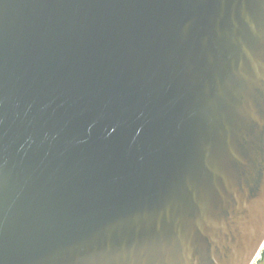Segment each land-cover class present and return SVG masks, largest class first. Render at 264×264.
<instances>
[{
	"label": "water",
	"instance_id": "95a60500",
	"mask_svg": "<svg viewBox=\"0 0 264 264\" xmlns=\"http://www.w3.org/2000/svg\"><path fill=\"white\" fill-rule=\"evenodd\" d=\"M263 244L264 0H0V264Z\"/></svg>",
	"mask_w": 264,
	"mask_h": 264
},
{
	"label": "flooded vegetation",
	"instance_id": "af4514ba",
	"mask_svg": "<svg viewBox=\"0 0 264 264\" xmlns=\"http://www.w3.org/2000/svg\"><path fill=\"white\" fill-rule=\"evenodd\" d=\"M253 264H264V246L259 252L257 258L254 260Z\"/></svg>",
	"mask_w": 264,
	"mask_h": 264
}]
</instances>
